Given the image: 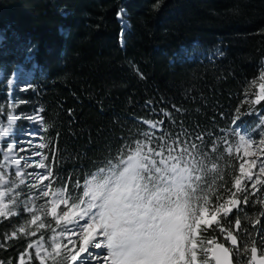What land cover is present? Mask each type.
Returning a JSON list of instances; mask_svg holds the SVG:
<instances>
[{
	"label": "trees",
	"instance_id": "obj_1",
	"mask_svg": "<svg viewBox=\"0 0 264 264\" xmlns=\"http://www.w3.org/2000/svg\"><path fill=\"white\" fill-rule=\"evenodd\" d=\"M0 31L5 72L18 47L31 51L43 74L24 94L45 125L46 169L68 195L137 144L156 165L163 158L188 169L202 204L235 193L240 160L218 136L233 121L260 127L254 113L264 99L251 98L264 59V0H0ZM217 46L222 56L200 58ZM240 207L238 255L249 260L247 242L264 247V197L248 194ZM235 214L199 225V263L212 262L205 248L221 240L223 226L233 228ZM19 223L17 214L0 217V264H40L18 262L30 239L15 230Z\"/></svg>",
	"mask_w": 264,
	"mask_h": 264
},
{
	"label": "snow or ice",
	"instance_id": "obj_2",
	"mask_svg": "<svg viewBox=\"0 0 264 264\" xmlns=\"http://www.w3.org/2000/svg\"><path fill=\"white\" fill-rule=\"evenodd\" d=\"M122 38L123 31L121 42ZM260 79L264 80V73L260 75ZM260 89L261 94L257 96L256 104L264 99V84L260 85ZM145 123L153 129L157 127V124L151 121H145ZM258 123L260 127L255 130L262 137L259 144L264 147V120ZM26 134L36 135L31 132ZM145 135L148 134L145 133ZM239 140L247 146L255 143L251 136L239 135ZM225 142L227 143L226 139ZM226 151L230 152L231 148H227ZM245 152L247 153V147ZM122 163L123 167L109 169L106 175L93 176L87 182L84 191V196L89 198L88 201L81 200L79 203H73L70 211L63 212V216L57 218V223L63 219L67 224L73 225L71 230L82 235L81 247L77 251L70 252L67 258L76 261L80 253H87L83 259L88 261L96 255H101V253L88 251L89 247L100 249L104 245L107 249L104 255L111 257V264H194L196 255L192 249L196 247V244L191 237L201 222L209 226L216 222V217L221 210L226 218L239 202L236 193H233L224 203L217 205L212 213V220L209 221L205 219L207 207L197 206L194 203L198 199L197 189L191 182L192 174L188 169L181 171L178 168L169 167L163 158L160 164L164 167H158L155 160H149L148 155L142 152L140 144H137L134 153ZM255 164L256 161H252L248 165V171L245 170V165L241 164V176H238L234 183L237 193L243 196L245 203L248 201V192L242 184L241 177L251 180L252 177L248 175V172ZM39 167H44L43 161ZM259 171L264 173V164ZM100 172L103 173L104 169H100ZM50 174V172L45 173L43 179H47ZM19 175L21 176V173ZM37 177L41 179L40 176ZM194 179L198 181L200 177L195 176ZM256 183H260V180L258 179ZM162 184L164 187H160ZM252 187L255 188L256 184H252ZM43 195L46 197L49 192L45 191ZM55 195L57 199L52 202L51 209L53 214L56 213L60 203H67L63 199L62 191H57ZM3 196L4 193L0 192V216L16 215L15 211L4 205ZM30 201L25 202L27 212H33V208L29 207L32 203ZM81 204L86 206L81 208ZM76 217L84 220L85 223L83 225L78 221L74 223ZM39 219L38 215H33L31 223ZM236 226H240L239 220H236ZM40 227H43V223ZM19 231L23 232L24 228L21 227ZM14 236L15 233H13ZM11 238L8 237V239ZM228 238L232 239L233 243L236 242L230 232ZM56 247L58 251V246ZM217 247L219 252L214 256L216 264H228V250L222 245ZM188 254L190 259L186 260ZM251 262L264 264V256L257 257L255 246L251 247Z\"/></svg>",
	"mask_w": 264,
	"mask_h": 264
},
{
	"label": "rangeland",
	"instance_id": "obj_3",
	"mask_svg": "<svg viewBox=\"0 0 264 264\" xmlns=\"http://www.w3.org/2000/svg\"><path fill=\"white\" fill-rule=\"evenodd\" d=\"M117 17L119 21L121 20L122 27L128 26V22L124 17L120 14H117ZM1 41L2 32L0 31V44ZM15 48L14 59L18 58V60L13 62L7 73L5 72L6 62L0 64V192L4 193V205L15 211L19 216L20 223L15 226V230L21 232L19 229L23 227V233H26L30 237L27 247L19 253L17 260L19 263H22L35 258L40 264H111V257L104 255L107 251L104 245L100 249L89 247L88 251L101 253V255H96L88 261H84L83 259L87 253H80L76 261L69 260L67 257L70 252L77 251L81 247L82 235L71 230L73 225L67 224L63 219L60 220V223H57V218L62 217L63 212L70 211L73 203H79L81 200L88 201L89 198L84 196V191L87 182L93 176L106 175L109 169H116L117 166L123 167V163L109 169H104L103 173L100 172V169L92 172L85 179L80 194L79 192L75 194L74 190H72L69 193L70 195H68V192L63 188L57 187L50 175L47 179H43L44 174L49 173L45 166L42 151L45 145V125L38 107L30 100L29 96H26L27 94H24L27 90H34L37 82L35 80L36 76L42 77L43 74L39 71L37 63L31 59V51L29 49ZM262 73H264V59L262 60L261 72L255 83L254 94L251 98L252 103H255L257 96L261 94L260 85L264 84V80L260 79ZM255 117L259 121L264 120V106L255 111ZM28 132L36 135H27L26 133ZM237 133L246 137L251 136L254 138L255 143L250 146L243 145ZM218 137L221 140L224 152H229L226 149L231 148L230 152L240 160L237 170L238 175L235 177V180L238 176H241V164H244L245 170L248 171V165L252 161H256L251 171L248 172V175L252 179L248 180L241 177L242 184L246 187L248 194L254 193L257 197H264V173L259 171L261 165L264 164V147L259 144V140L262 137L259 136L258 132L247 129L241 122L237 121H234L231 127L224 130ZM245 147H247V153L245 152ZM42 161L44 164L43 168L39 167ZM157 166L163 168L164 165L158 164ZM208 168L212 172L214 170V163L209 162ZM19 173H21V176ZM37 176H40L41 179L39 180ZM258 179L260 183H256ZM191 182L194 184L192 179ZM252 184H256V187L253 188ZM160 187H164V185L162 184ZM196 189L198 199L194 203L197 206L207 207L208 212L205 215V219L211 221L212 213L215 211L217 205L224 203L229 197L224 202H212L205 205L202 204L203 195L201 188L196 186ZM45 191L49 192V195L46 197L43 195ZM57 191L63 192V199L67 203H60L56 208V213L53 214L51 211L52 202L57 199L55 195ZM234 191L243 204V196L237 193L235 187ZM71 199L73 200L72 202L70 201ZM28 200L32 201V203L30 201L29 207L33 208V212L25 211V202ZM85 206L86 204H81V208ZM240 210L241 207L239 205L235 210L234 220H240ZM93 211L96 210L93 209ZM220 214H222V210ZM33 215L40 217L35 223H31ZM76 221L81 225L85 223L84 220H79L78 217L74 219V223ZM41 223H43V227H40ZM200 224L206 223L201 222ZM231 231H233L232 227L223 226L221 240L233 252L234 258L232 257V259L234 264H252L251 259L246 260L244 257H239L238 255L239 250L244 248L243 245L242 247L240 245L233 246L227 242V234ZM197 234L198 231L196 230L195 234L191 237L196 244V247L192 249L196 255L194 264H200L197 255V248L199 246L198 241H196ZM235 237L238 239V232H235ZM56 246H58V251ZM245 246L249 251L253 247L248 242ZM188 247H191V245H188ZM262 252H264V247L263 250L257 249L258 255H262ZM187 259H190V254L186 255Z\"/></svg>",
	"mask_w": 264,
	"mask_h": 264
},
{
	"label": "water",
	"instance_id": "obj_4",
	"mask_svg": "<svg viewBox=\"0 0 264 264\" xmlns=\"http://www.w3.org/2000/svg\"><path fill=\"white\" fill-rule=\"evenodd\" d=\"M122 31H123V30H121L120 34L122 33ZM239 201H240V200H239ZM238 204H239V202H238ZM238 204H237V205H238ZM233 209H234V208H233ZM233 209H232V210H233ZM234 228H236V223H235V225H234ZM232 236H233V234H232ZM233 237H234V236H233ZM235 241H236V239H235ZM228 242H229L230 244H233V245L236 244V242L233 243L232 239H229V238H228ZM219 245H222L224 248H226V249L228 250V264H234L233 261H232V257H231V252H230V250L227 248L226 245H224L222 242H219V241L214 242V243L212 244V246H211V256H212V259H213L214 264H216V260H215L214 256H215L216 253L219 252V249H218V247H217V246H219ZM250 257H251V253H250ZM257 257H258V256H257ZM260 257H261V256H260ZM260 257H258V258H260Z\"/></svg>",
	"mask_w": 264,
	"mask_h": 264
}]
</instances>
